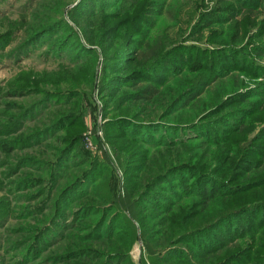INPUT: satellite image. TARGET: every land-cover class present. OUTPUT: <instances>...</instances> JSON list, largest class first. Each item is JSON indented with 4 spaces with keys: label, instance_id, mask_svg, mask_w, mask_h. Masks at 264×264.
Listing matches in <instances>:
<instances>
[{
    "label": "trees",
    "instance_id": "1",
    "mask_svg": "<svg viewBox=\"0 0 264 264\" xmlns=\"http://www.w3.org/2000/svg\"><path fill=\"white\" fill-rule=\"evenodd\" d=\"M164 4L165 0H120L111 13L93 9L83 15L97 23L90 33H84L101 46L102 69L97 86L101 95L110 96L116 106L112 112L117 115L108 118L105 124L117 129L109 132V140L123 159L125 184L122 190L113 189L111 201L139 223L145 251L151 257L164 253L175 258L176 264H264V84L239 89L243 81L231 73L235 68L253 75L264 72V65L249 57L251 51L264 54V0H230L216 9L224 13L203 11L183 39L180 25L176 26L174 37L168 27L161 35L152 30L155 18L164 12ZM260 4L261 17L257 19L260 13L252 16L251 10ZM63 18L36 25L26 38V47L39 42L45 32L62 26L58 20ZM215 23L227 24L226 29L218 31L212 27ZM254 25L256 32H250V41H260L243 53L249 45L239 43ZM205 28H209L206 33ZM203 37L209 43L230 41L235 45L202 47L182 41ZM58 42L63 47L68 43ZM77 44L85 49V54L94 53L95 49H88L81 41ZM237 55L242 59H235ZM178 75L183 78L176 80ZM121 87L126 89L120 92ZM141 103L147 109L140 108ZM15 106L17 111L10 121L15 124L14 129L23 125L21 116L27 112L21 105ZM187 108L198 110L191 116L180 111ZM139 114L144 115L143 120L135 119ZM165 116H171L173 122L161 121ZM67 117L70 116L61 115L57 122L63 124ZM164 126L171 128H168L171 132H189V136L181 139L183 135H179L176 141L165 142L172 149L155 160L156 153L152 150L161 143L137 138L133 133L144 129L161 132ZM196 131L201 135H194ZM199 136L202 145L188 143L187 140ZM14 140L25 145L31 142L25 137L12 138L1 147L6 148ZM72 144L73 140L68 142L64 153ZM151 152L155 161L149 160L148 165L156 168L159 160L161 171L154 173L153 168L146 169L144 165L140 168L143 174L130 175L134 156L142 154L145 162ZM59 157L50 168H55ZM105 166L109 165L104 163L103 169ZM167 181L172 196L165 203L156 201L154 187ZM54 189L47 192L46 204L61 195L59 191L54 193ZM145 202L149 207L143 206ZM156 217L160 218L157 222L163 230L170 231L163 247L158 245L159 235L153 234ZM61 256L64 260L75 257Z\"/></svg>",
    "mask_w": 264,
    "mask_h": 264
},
{
    "label": "rangeland",
    "instance_id": "2",
    "mask_svg": "<svg viewBox=\"0 0 264 264\" xmlns=\"http://www.w3.org/2000/svg\"><path fill=\"white\" fill-rule=\"evenodd\" d=\"M226 1L230 0H165L164 12L155 18L152 30L161 35L168 27L174 37L176 26L180 25L183 39L201 12H223L216 9ZM119 4L120 0H0V39H3L0 41V113H9L7 117L0 116V139L3 140L0 142V264H176L175 258H168L164 253L157 257L147 255L139 223L112 203L110 197L113 189L122 190L125 184L123 159L109 140V132H117V129L105 124L108 118L117 115L112 112L116 106L110 96L101 95L97 86L102 69L101 46L84 35L97 23L83 15L93 9L111 13ZM261 5L251 10L252 16L262 11ZM62 17L58 20L62 26L45 32L39 42L26 47V38L36 25L39 27ZM260 17L261 13L257 19ZM226 25L215 23L212 27L221 31ZM195 29L198 34L197 27ZM208 29H204L205 33ZM250 32H256L255 25L239 43L249 45L243 53H248L252 45L260 41H250ZM59 40L68 41L67 46L63 47ZM80 41L88 49H95L92 56L77 47ZM182 41L195 42L202 47L235 45L230 41L209 43L204 37ZM249 53L252 61L264 65V54ZM235 59L242 57L237 55ZM238 70L235 68L231 73L243 81L239 89L264 84V72L253 75ZM178 78L183 76L175 77ZM125 89L121 87L119 91ZM170 92L168 89L167 93ZM15 105L27 110L21 116L23 125L16 130L15 124L10 123L12 113L17 111ZM139 105L147 109L145 103ZM197 110L180 111L190 115ZM66 114L70 117L63 124L60 120L57 122ZM143 117L139 114L135 119L143 120ZM172 119L165 116L160 120L167 123L173 122ZM6 122L9 124H4ZM168 128L164 126L161 132L144 129L133 135L161 143L152 150L157 160L160 154L166 155L172 149L165 142L176 141L179 135H183L181 139L189 136V132H171ZM194 135L201 133L196 131ZM24 137L31 141L29 145L14 140L6 148L1 147L8 139ZM200 139L201 136L187 141L202 145ZM71 140V148L64 153L63 148ZM112 141L118 142L116 138ZM152 152L146 155L145 162H142V154L134 156L130 175L143 174L140 168L144 165L152 170L153 164L148 165L149 160L155 161H152L155 158ZM59 155L55 168H50ZM61 155H64L62 159ZM104 163L109 166L103 169ZM159 165L158 160L154 173L161 171ZM168 184V181L162 182L154 187L156 201L165 203V199L172 196ZM49 189L61 195L46 204ZM143 206L149 207L148 202ZM159 217L153 222V234L159 235L158 245L163 247L170 231L163 230L157 222ZM61 255L75 257L64 260Z\"/></svg>",
    "mask_w": 264,
    "mask_h": 264
}]
</instances>
